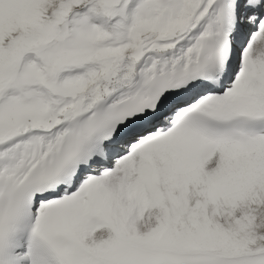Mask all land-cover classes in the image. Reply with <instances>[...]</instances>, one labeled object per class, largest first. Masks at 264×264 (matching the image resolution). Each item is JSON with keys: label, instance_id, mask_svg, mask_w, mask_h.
<instances>
[{"label": "snow or ice", "instance_id": "1", "mask_svg": "<svg viewBox=\"0 0 264 264\" xmlns=\"http://www.w3.org/2000/svg\"><path fill=\"white\" fill-rule=\"evenodd\" d=\"M0 264H264V0H0Z\"/></svg>", "mask_w": 264, "mask_h": 264}]
</instances>
